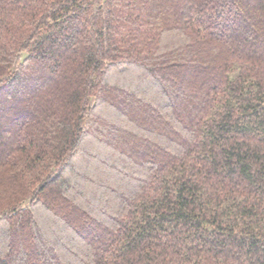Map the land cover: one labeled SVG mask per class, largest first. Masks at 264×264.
<instances>
[{"label": "trees", "instance_id": "obj_1", "mask_svg": "<svg viewBox=\"0 0 264 264\" xmlns=\"http://www.w3.org/2000/svg\"><path fill=\"white\" fill-rule=\"evenodd\" d=\"M0 264H264V0H0Z\"/></svg>", "mask_w": 264, "mask_h": 264}, {"label": "rangeland", "instance_id": "obj_2", "mask_svg": "<svg viewBox=\"0 0 264 264\" xmlns=\"http://www.w3.org/2000/svg\"><path fill=\"white\" fill-rule=\"evenodd\" d=\"M124 72H125V70H123ZM123 72V73H124ZM111 81H114V80H111ZM120 85V91L122 92V94L120 95V96H123V95H129V94H131L130 93V90H131V87H128L129 85L128 84H123L122 82L121 83H119ZM123 86L125 87V88H123ZM110 100H112V101H115V99H114V97L113 96H111L110 95ZM117 101V100H116ZM76 182V179H75V177H72V184H74ZM74 186H76V185H74ZM73 186V187H74ZM75 189V188H74ZM35 218L37 219L39 216H47V217H50V216H52L51 215V212L50 211H48V210H46L45 208H44V206H43V204L42 205H39V204H37V206H36V208H35ZM70 215L69 216H71V211H69L68 212ZM67 213V214H68ZM53 227V226H52ZM52 229H54V227L52 228ZM50 231L49 230H47V232L45 231L44 233H42V234H40V237L42 238V240L43 241H47V242H50ZM48 245H49V243H48Z\"/></svg>", "mask_w": 264, "mask_h": 264}]
</instances>
